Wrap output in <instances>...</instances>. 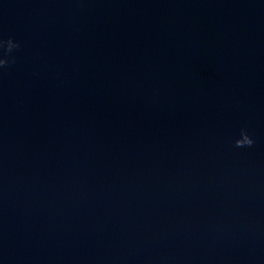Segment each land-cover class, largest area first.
Listing matches in <instances>:
<instances>
[{"label":"clouds","instance_id":"obj_1","mask_svg":"<svg viewBox=\"0 0 264 264\" xmlns=\"http://www.w3.org/2000/svg\"><path fill=\"white\" fill-rule=\"evenodd\" d=\"M20 44L14 41L13 38H8L7 40L0 39V49H4L5 53L8 55L0 56V69L6 68L10 63L15 62V58L11 57V53L14 49H19ZM254 144V140L249 135L246 128L240 130V138L235 141V147L244 148L251 147Z\"/></svg>","mask_w":264,"mask_h":264}]
</instances>
